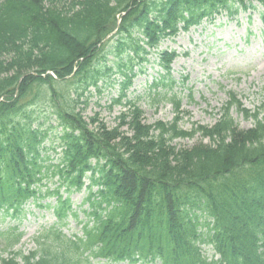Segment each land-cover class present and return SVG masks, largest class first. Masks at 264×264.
<instances>
[{
  "label": "trees",
  "instance_id": "1",
  "mask_svg": "<svg viewBox=\"0 0 264 264\" xmlns=\"http://www.w3.org/2000/svg\"><path fill=\"white\" fill-rule=\"evenodd\" d=\"M252 2L264 7V0H0V211L21 219L25 204L45 195L56 198L57 220L27 254L13 251L17 227L0 232L8 253L1 264H264V102L250 112L229 92L213 126L186 131L171 79L153 84L169 92L149 96L173 102L170 123H144L140 98L126 94L139 56L179 29L254 9ZM158 57L169 72L175 52ZM113 75L122 81L111 107L121 111L110 128L83 112L91 88L113 86ZM233 108L253 127L239 129ZM52 117L57 125L45 130ZM56 127L61 158L45 165L42 145ZM195 136L207 142L172 144ZM88 173L82 235L67 237L60 229L77 214L60 191L80 192ZM49 175L58 185L43 193Z\"/></svg>",
  "mask_w": 264,
  "mask_h": 264
},
{
  "label": "rangeland",
  "instance_id": "2",
  "mask_svg": "<svg viewBox=\"0 0 264 264\" xmlns=\"http://www.w3.org/2000/svg\"><path fill=\"white\" fill-rule=\"evenodd\" d=\"M256 10L240 11L231 19L222 14L213 22L204 21L197 27H192L188 32L179 33L172 41H165L158 51L175 50L180 56L172 63L173 77L178 80L186 77V86L191 89V98H188L189 90L176 88L174 91L182 97L181 108L189 112L184 117L181 126L190 128L193 124L211 126L217 119V114L224 101L226 92L232 91L248 109L253 110L259 106L264 98V36L259 13L264 9L257 3ZM155 57L149 56V60ZM145 74L139 75L133 83L130 92L142 94L148 84L157 74L150 65L144 66ZM115 91L106 89L101 95L92 96L88 107L84 112L85 117H91L96 112L98 118L107 126H114V118L119 108L109 109L110 98ZM144 120L153 123L156 120L165 122L173 118L171 104H161L157 110L152 105H142ZM233 118L239 127L247 129L252 122L243 120L233 112ZM199 137L191 140L175 141L181 147H191L198 143ZM87 184V181H85ZM85 191L73 193L70 201L74 209L78 208ZM49 200L42 202L48 203ZM53 205L54 201H50ZM86 208V207H83ZM83 220L79 214L78 221ZM51 210L36 208L28 203L25 208V218L19 225V232L24 234L19 248L24 252L34 248L32 238L42 234L53 222ZM77 221V220H76ZM71 220L66 234L78 233L80 224ZM11 226L13 223L7 219L3 226ZM3 240L0 239V254Z\"/></svg>",
  "mask_w": 264,
  "mask_h": 264
}]
</instances>
